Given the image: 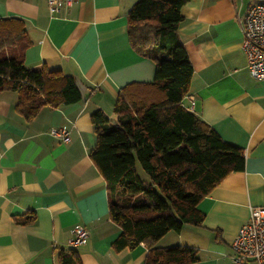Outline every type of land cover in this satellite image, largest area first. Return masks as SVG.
<instances>
[{
	"label": "crops",
	"instance_id": "crops-1",
	"mask_svg": "<svg viewBox=\"0 0 264 264\" xmlns=\"http://www.w3.org/2000/svg\"><path fill=\"white\" fill-rule=\"evenodd\" d=\"M137 1L77 0L51 15L45 0H0V18L25 24L24 64L78 78L91 91L86 102L43 107L31 120L16 110V92H0V264H56L58 251L68 249L80 264H143V244L112 249L120 229L109 219L105 182L89 158L95 145L90 113L98 109L114 120L119 90L153 80V62L127 41V15ZM252 4L264 0H192L180 10L178 39L193 70L182 105L245 158L242 171L198 204L200 227L184 226L156 244L195 249L194 264H234L237 230L251 207L264 208V81L248 74L238 23ZM62 127L66 143L49 134ZM26 213L35 221L16 223ZM77 226L88 239L70 248Z\"/></svg>",
	"mask_w": 264,
	"mask_h": 264
},
{
	"label": "trees",
	"instance_id": "trees-1",
	"mask_svg": "<svg viewBox=\"0 0 264 264\" xmlns=\"http://www.w3.org/2000/svg\"><path fill=\"white\" fill-rule=\"evenodd\" d=\"M190 1L138 0L130 8L127 41L138 56L153 62V80L119 90L114 120L98 109L90 113L95 145L89 158L105 182L109 219L120 229L112 249L143 244V264L197 262L195 249L156 244L184 226L200 227V201L229 174L244 168L243 151L225 143L182 105L193 70L177 32L180 10ZM29 46L21 19L0 18V92L17 93L15 108L24 119L31 120L43 107L81 102L75 78L24 64ZM14 220L28 225L35 216L26 213ZM56 264L80 262L68 249L58 251Z\"/></svg>",
	"mask_w": 264,
	"mask_h": 264
},
{
	"label": "built area",
	"instance_id": "built-area-1",
	"mask_svg": "<svg viewBox=\"0 0 264 264\" xmlns=\"http://www.w3.org/2000/svg\"><path fill=\"white\" fill-rule=\"evenodd\" d=\"M51 15L73 6L77 0H45ZM241 51L246 59L249 76L264 81V4H252L239 20ZM49 134L64 143L68 142L65 127L51 129ZM70 248L84 245L88 231L77 226L72 231ZM234 264H264V208L249 209L247 221L237 230L231 242Z\"/></svg>",
	"mask_w": 264,
	"mask_h": 264
},
{
	"label": "water",
	"instance_id": "water-1",
	"mask_svg": "<svg viewBox=\"0 0 264 264\" xmlns=\"http://www.w3.org/2000/svg\"><path fill=\"white\" fill-rule=\"evenodd\" d=\"M75 86L79 92L82 102H86L91 94L90 89H88L78 78H75Z\"/></svg>",
	"mask_w": 264,
	"mask_h": 264
}]
</instances>
